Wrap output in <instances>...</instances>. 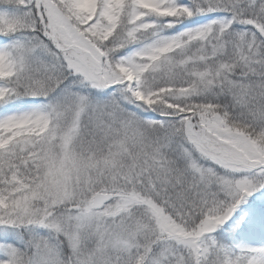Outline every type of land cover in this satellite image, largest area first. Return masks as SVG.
<instances>
[{"label":"snow or ice","instance_id":"6c2138e0","mask_svg":"<svg viewBox=\"0 0 264 264\" xmlns=\"http://www.w3.org/2000/svg\"><path fill=\"white\" fill-rule=\"evenodd\" d=\"M0 108V264H264V0H0Z\"/></svg>","mask_w":264,"mask_h":264},{"label":"rangeland","instance_id":"374dc122","mask_svg":"<svg viewBox=\"0 0 264 264\" xmlns=\"http://www.w3.org/2000/svg\"><path fill=\"white\" fill-rule=\"evenodd\" d=\"M31 102H34L32 98H24V102H20V101L14 102V107L16 108L27 107L28 103H31ZM3 110H4L3 108H0V111H3ZM260 192H264V189H261ZM258 195L259 193H253V196H258ZM248 199L251 200L252 197H249ZM246 203L247 201L245 203H242L240 207L236 210V212L233 214V218L229 222H226L224 226H221V228L218 229L217 231L218 232L222 231L224 230L225 227L231 225L232 227L228 229V234L230 235L233 242L235 241L242 246H259L261 244H264V233H262L258 229L241 232L235 228L236 221L240 220V216L241 215L246 216V214L241 211V209L246 207ZM240 223L242 224L243 221H240ZM19 231L24 232L25 230L20 229ZM25 235L27 234L25 233ZM0 239H4V237L0 236ZM7 239L15 242L14 237L11 234L7 237Z\"/></svg>","mask_w":264,"mask_h":264},{"label":"trees","instance_id":"16d2710c","mask_svg":"<svg viewBox=\"0 0 264 264\" xmlns=\"http://www.w3.org/2000/svg\"><path fill=\"white\" fill-rule=\"evenodd\" d=\"M234 243H237V242L234 241ZM237 244H238V243H237ZM239 245H240V244H239Z\"/></svg>","mask_w":264,"mask_h":264}]
</instances>
